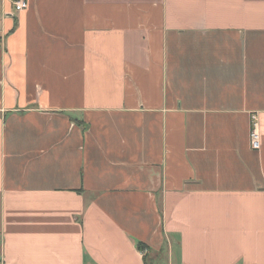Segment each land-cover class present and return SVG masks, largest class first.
I'll return each mask as SVG.
<instances>
[{"label": "crops", "instance_id": "crops-1", "mask_svg": "<svg viewBox=\"0 0 264 264\" xmlns=\"http://www.w3.org/2000/svg\"><path fill=\"white\" fill-rule=\"evenodd\" d=\"M11 1L0 264H264V0Z\"/></svg>", "mask_w": 264, "mask_h": 264}, {"label": "built area", "instance_id": "built-area-1", "mask_svg": "<svg viewBox=\"0 0 264 264\" xmlns=\"http://www.w3.org/2000/svg\"><path fill=\"white\" fill-rule=\"evenodd\" d=\"M13 6L14 13H19L23 11L26 6V0H12L11 1ZM249 142H250V148L252 150H259L260 148V140H259V130H258V123L255 116H252L251 118V130L249 135Z\"/></svg>", "mask_w": 264, "mask_h": 264}, {"label": "trees", "instance_id": "trees-1", "mask_svg": "<svg viewBox=\"0 0 264 264\" xmlns=\"http://www.w3.org/2000/svg\"><path fill=\"white\" fill-rule=\"evenodd\" d=\"M137 249H138L139 251H141V250H144L145 247H144L142 244H138V245H137Z\"/></svg>", "mask_w": 264, "mask_h": 264}]
</instances>
